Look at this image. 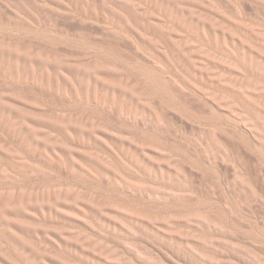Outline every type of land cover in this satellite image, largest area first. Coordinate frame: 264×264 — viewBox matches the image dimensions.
<instances>
[{
  "label": "rangeland",
  "instance_id": "374dc122",
  "mask_svg": "<svg viewBox=\"0 0 264 264\" xmlns=\"http://www.w3.org/2000/svg\"><path fill=\"white\" fill-rule=\"evenodd\" d=\"M0 264H264V0H0Z\"/></svg>",
  "mask_w": 264,
  "mask_h": 264
}]
</instances>
